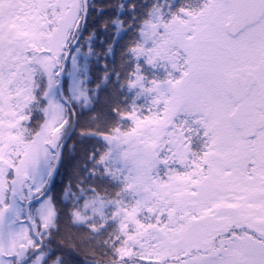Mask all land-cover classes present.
<instances>
[{"label":"snow or ice","instance_id":"1","mask_svg":"<svg viewBox=\"0 0 264 264\" xmlns=\"http://www.w3.org/2000/svg\"><path fill=\"white\" fill-rule=\"evenodd\" d=\"M85 247L264 264V0H0V264Z\"/></svg>","mask_w":264,"mask_h":264},{"label":"trees","instance_id":"2","mask_svg":"<svg viewBox=\"0 0 264 264\" xmlns=\"http://www.w3.org/2000/svg\"><path fill=\"white\" fill-rule=\"evenodd\" d=\"M90 24H91V18H90ZM87 35H88V32L85 31L84 36H87ZM69 143H71V141ZM66 162H67V151H66ZM69 174H70V170L68 168L62 167L60 169V173H59V175L56 176V179H55V182H54V185L52 188V194L54 196L59 197V193L62 189V186L65 183H67ZM62 233H63V230H62ZM88 252H89V248H87V247L83 248L81 253L76 256L75 264H84L85 259L90 258L87 255Z\"/></svg>","mask_w":264,"mask_h":264}]
</instances>
